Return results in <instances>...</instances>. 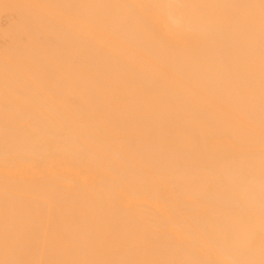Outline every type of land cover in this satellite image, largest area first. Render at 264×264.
<instances>
[{
	"label": "bare ground",
	"instance_id": "bare-ground-1",
	"mask_svg": "<svg viewBox=\"0 0 264 264\" xmlns=\"http://www.w3.org/2000/svg\"><path fill=\"white\" fill-rule=\"evenodd\" d=\"M0 264H264V0H0Z\"/></svg>",
	"mask_w": 264,
	"mask_h": 264
}]
</instances>
